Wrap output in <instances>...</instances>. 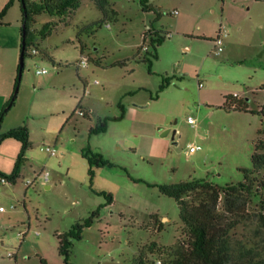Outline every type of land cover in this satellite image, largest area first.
I'll use <instances>...</instances> for the list:
<instances>
[{
	"label": "rangeland",
	"instance_id": "obj_1",
	"mask_svg": "<svg viewBox=\"0 0 264 264\" xmlns=\"http://www.w3.org/2000/svg\"><path fill=\"white\" fill-rule=\"evenodd\" d=\"M140 1L107 0L100 6L81 0L66 18L43 13L30 26L39 31L53 24L38 40V53L30 50L24 59L6 114L27 127L30 148L19 179L9 185L16 194L0 203L7 212H13L11 203L22 213L2 234L11 248L0 249V264H39L40 259L63 264L54 234L95 210L98 219L74 241L73 264H133L139 257L163 264L166 256L156 249L175 245L182 224L176 202L155 186L195 179L218 186L242 182V170L252 169L255 146L264 147V115L224 106L226 96H236L253 111L264 105V0H147L154 9L147 12ZM220 27L226 35L215 56ZM148 29L171 33L157 49L151 73L131 60L144 54ZM81 56L87 65L78 64ZM124 60L131 61L113 66ZM42 68L47 73L37 75ZM161 76L171 82L151 100ZM119 106L123 119L108 122L105 133L89 134L99 118L118 116ZM166 113L173 115L170 124ZM47 146L57 155L50 156ZM86 146L115 166L95 169L91 185L80 155ZM42 172L49 174L48 189L38 177ZM260 174L264 177V168ZM248 212L249 230L264 236L254 217L258 210L250 206ZM25 230L19 241L17 234Z\"/></svg>",
	"mask_w": 264,
	"mask_h": 264
},
{
	"label": "trees",
	"instance_id": "obj_2",
	"mask_svg": "<svg viewBox=\"0 0 264 264\" xmlns=\"http://www.w3.org/2000/svg\"><path fill=\"white\" fill-rule=\"evenodd\" d=\"M100 6L107 0H94ZM17 2L20 10V54L29 57L38 53V40L49 35L52 23H47L39 31L31 30L30 26L35 23V17L40 14H49L66 18L73 10L80 6L81 0H43L35 2L33 0H9L0 12V22L6 11ZM143 11L154 10L147 0H141ZM148 34V35H147ZM148 36L147 46L145 45ZM168 37L148 29L143 36L141 49L144 54L135 55L131 58L136 63L146 65L148 73H151V66L158 60L157 49ZM145 48V49H144ZM32 50H36L32 53ZM44 57V56H43ZM131 60L117 61L113 66L125 67ZM98 64V63H97ZM23 67H17V75L14 81L13 93L18 85L19 72ZM171 78L161 76L158 89L153 100L158 97L170 84ZM10 96L0 110V124L7 112L13 106L16 96ZM225 109L245 112L250 114L264 115V105L257 111L250 110L243 100H238L234 96L225 97ZM120 114L117 117L99 118L94 127L89 129V134L105 133L108 122L120 121L124 117V111L119 106ZM4 139H13L20 144L19 153L16 156L11 173L0 172V177L7 179L8 183L15 184L20 177V170L26 161V152L30 148L29 132L26 126H19L0 133V143ZM263 145L255 146L251 156V171L242 170L243 181L224 186H218L207 179L187 180L177 184L155 186L158 192L173 199L178 207L179 220L182 224L180 240L176 242L168 251L156 249L157 255L166 256L163 264H264V236L256 234V230L251 232L249 224L253 220L250 218L248 209L250 206L258 210L254 216L261 225L260 231H264V177L260 171L264 168V154L261 151ZM82 159L88 164V181L92 184L94 170L104 167H115L106 160L100 153L93 151L89 146L80 152ZM111 195L107 198V204H111ZM102 207V206H101ZM100 207V208H101ZM260 211V212H259ZM99 217V211L91 212L86 219L75 222L68 231L56 232L54 237L58 243V254L62 258L63 264H73L70 260L74 241H80L83 233ZM169 259V260H168ZM162 264L161 260H156L152 264ZM39 264H49L44 259H40ZM133 264H146L142 258L133 259Z\"/></svg>",
	"mask_w": 264,
	"mask_h": 264
},
{
	"label": "crops",
	"instance_id": "obj_3",
	"mask_svg": "<svg viewBox=\"0 0 264 264\" xmlns=\"http://www.w3.org/2000/svg\"><path fill=\"white\" fill-rule=\"evenodd\" d=\"M8 1L9 0H0V12L2 11V9L7 4ZM20 16L21 14L19 10V4L15 2L6 11V14L4 15V17L0 22V110L13 93L14 81L17 75V67L19 65V55H20V45H21ZM170 35L171 33L168 32V37H170ZM209 39H211L212 41L214 37L211 36L209 37ZM88 113H90V111H88L87 114ZM165 116H167L169 124L172 123L173 115L170 113H166L164 117ZM19 125H21V121L15 120L7 115L3 118V121L0 124V133H4L10 129L16 128ZM19 150H20V144L13 139H4L0 143L1 173L4 174L11 173L15 158ZM9 185H14V184L0 183V192L2 194V196L0 197V203L2 200L4 202H11V198L9 197V195L12 196V194L13 195L16 194L17 191L16 188H13ZM41 185H44L46 189L50 188V186L47 185V183H44L42 180H41ZM9 204H10L9 209L13 212H7L6 208L0 206V208L4 209L2 211L0 210V238L3 241L2 245L0 246V249L2 251L11 248L9 245L5 243L6 241L3 239L4 237H2L3 235H5L4 231L7 230L10 227V225H12L11 223L15 219V217L18 216L20 217V215L22 214L20 211H14L15 206L11 205V203ZM27 230H25L24 235H22L23 231H20L17 234L19 241L23 240V237L26 235ZM35 235L37 236L38 234H36L35 232ZM21 243L22 242H19L20 245ZM12 257L16 259V255H13Z\"/></svg>",
	"mask_w": 264,
	"mask_h": 264
},
{
	"label": "built area",
	"instance_id": "obj_4",
	"mask_svg": "<svg viewBox=\"0 0 264 264\" xmlns=\"http://www.w3.org/2000/svg\"><path fill=\"white\" fill-rule=\"evenodd\" d=\"M173 14L176 15V14H177V11H174ZM225 35H226V32H225L224 30H222V28H221V29L219 30V32H218L217 38H216L215 41H214V51H213V54H214L215 56H218L219 53H220L221 50H222V45H221V39H220V38H221L222 36H225ZM144 49H145V48H144ZM35 52H36V50H32V53H35ZM87 61H88L87 58L81 56L78 64H79L80 66H85V65H87ZM35 73H36L37 75H43V74H46V73H47V70H46L45 68L37 69V70L35 71ZM198 86L201 87L202 84H201V83H198ZM234 97H236V96H234ZM78 113H79L80 116H85V115H86V113L83 112V111H79ZM187 121L190 123V125H191L192 127H195V126H196V121H195V119H193V118H191V117H188V118H187ZM198 149H199L198 146H196V147H190L189 151H190V152H194V151H196V150H198ZM45 150H46V152H47L50 156H56V155H57L56 150H55L54 148H51L50 146H47V147L45 148ZM38 177H39L44 183H46V182L48 181L49 174H48V172H42V173H40V174L38 175ZM0 183H1V184H6V183H8V181H7L6 178H4V177H0ZM30 184H31L30 182H27V185H30ZM0 210L2 211V210H4V209H3V208H0ZM24 234H25V232H22V235H24ZM36 234H38V233H36ZM2 242H3V241H2V239L0 238V246L2 245ZM7 256H8V257H11V256H13V254H11V253L8 252V253H7ZM157 264H160V262L157 261Z\"/></svg>",
	"mask_w": 264,
	"mask_h": 264
},
{
	"label": "water",
	"instance_id": "obj_5",
	"mask_svg": "<svg viewBox=\"0 0 264 264\" xmlns=\"http://www.w3.org/2000/svg\"><path fill=\"white\" fill-rule=\"evenodd\" d=\"M23 65H24V57L20 54V55H19V69H21V68L23 67ZM18 78H19V80H20V78H21V72H19V74H18ZM17 91H18V85L16 86V88H15V90H14L13 96H16ZM201 126H205V124H202ZM167 132H168V131H167ZM165 133H166V132H165ZM173 133H174V131H173Z\"/></svg>",
	"mask_w": 264,
	"mask_h": 264
}]
</instances>
